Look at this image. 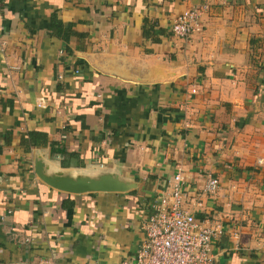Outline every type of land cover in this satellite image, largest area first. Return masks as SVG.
I'll use <instances>...</instances> for the list:
<instances>
[{"label":"crops","instance_id":"0c3cea01","mask_svg":"<svg viewBox=\"0 0 264 264\" xmlns=\"http://www.w3.org/2000/svg\"><path fill=\"white\" fill-rule=\"evenodd\" d=\"M179 172L264 264V0H0V264L132 258Z\"/></svg>","mask_w":264,"mask_h":264},{"label":"built area","instance_id":"2783aa9c","mask_svg":"<svg viewBox=\"0 0 264 264\" xmlns=\"http://www.w3.org/2000/svg\"><path fill=\"white\" fill-rule=\"evenodd\" d=\"M199 14V7L183 11L174 22V32L181 37L192 35L198 27ZM173 179L171 191L160 195L153 204L154 212L145 226L146 239L132 258L117 264H219L214 241L222 234V226L218 222L210 224L209 220H200L187 209L184 177L179 172ZM219 187V180L210 177L202 191L211 195Z\"/></svg>","mask_w":264,"mask_h":264},{"label":"trees","instance_id":"16d2710c","mask_svg":"<svg viewBox=\"0 0 264 264\" xmlns=\"http://www.w3.org/2000/svg\"><path fill=\"white\" fill-rule=\"evenodd\" d=\"M30 136L33 137L34 136V133H30ZM32 139V138H31Z\"/></svg>","mask_w":264,"mask_h":264}]
</instances>
